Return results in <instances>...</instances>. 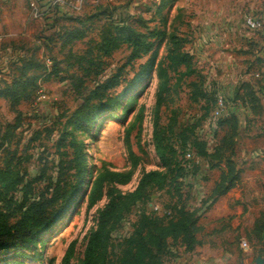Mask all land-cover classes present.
I'll list each match as a JSON object with an SVG mask.
<instances>
[{"label":"rangeland","instance_id":"obj_1","mask_svg":"<svg viewBox=\"0 0 264 264\" xmlns=\"http://www.w3.org/2000/svg\"><path fill=\"white\" fill-rule=\"evenodd\" d=\"M159 3L160 0H118L116 5L107 1L90 3L65 24L72 29L82 30V39L64 44L63 38L49 34L47 37L52 38L53 44L45 48L27 47L38 32L25 34L17 41V46L29 50L33 57L28 53L27 57L22 58L26 63L13 64L8 70L11 75L23 78L37 76V89L14 107L9 104L8 98L0 97V169L11 167L25 180L35 178L43 171L48 177L56 178L61 172L63 176L72 178V160L82 153L84 174L76 202L61 228L44 235L30 250L19 244L7 255L1 252L0 264L5 258L9 261L15 260V257L29 264H62L72 244L70 264H81L88 236L97 226L99 211L109 200V188L115 186L122 192H130L145 171L167 170L160 161L153 139L157 93L163 80L160 75L164 73L169 50L167 39H155V47L150 53L132 61L129 60L131 50L127 45H122L110 55L102 54L97 47L100 31L106 28L108 22L102 12L125 6L131 14L136 13L145 20L151 18L148 25L152 28L158 26L170 29L176 26L178 36L186 39L185 49L191 52L192 15L182 5L185 2L177 1L167 14L166 22L162 20L166 10L161 13L156 11ZM6 10L10 8L6 7ZM23 18L24 21L28 19L26 16ZM195 65L201 69L199 75L181 77L180 80L173 71H169L170 84L176 92L171 93L169 103L161 108L160 125L167 126L176 115L175 132L188 126V134L192 138L206 136L212 148V142L222 133L219 130L214 136H208L211 110L207 109L214 97L195 101L191 96L190 84L194 80H201L202 86L210 92L207 83L210 73L205 64L195 61ZM140 72L144 78L136 82V75ZM110 80L118 81V84L103 93L102 83ZM96 90L104 94L103 101L107 95L111 96L114 105L106 104L109 107L106 112H96L93 119L86 122L84 113L93 109L99 100ZM40 92L43 97L36 104ZM200 119L201 122H198ZM171 138L178 151V159L187 163V168L192 172L194 166L187 160L189 145L183 148L176 136ZM189 164L191 167H188ZM196 164L200 170V163ZM108 172H116L120 176L114 177ZM205 177L202 176L201 184L208 189V179L204 180ZM96 180H101L102 192L97 201L91 202L92 187ZM45 184L44 180L33 181L36 188ZM2 185L6 186L5 183ZM193 186L194 181L188 178L183 181L181 189L165 187L155 191L149 201L137 203L132 208L113 232V237L118 239L128 235L142 208L163 214L171 205L179 202L187 207L200 208L201 231L198 237L202 243L190 253L180 243H171L162 256L165 264H241L242 261L255 264V257L260 252L264 255V241L249 238L248 228L243 230L240 225H231V228L224 226L219 234L213 233L220 225L215 227L207 221L206 210L199 205L205 197L198 200L199 191ZM18 188H10V194L19 197L21 192ZM22 250L32 256L35 254V257L15 255L14 252Z\"/></svg>","mask_w":264,"mask_h":264},{"label":"trees","instance_id":"obj_2","mask_svg":"<svg viewBox=\"0 0 264 264\" xmlns=\"http://www.w3.org/2000/svg\"><path fill=\"white\" fill-rule=\"evenodd\" d=\"M175 3L176 0H160L156 11L161 13L162 10H166V16L162 17L164 22L167 21V14L173 10ZM102 13L106 16L105 21L108 22L105 24L106 28L103 27L100 31L97 47L99 52L104 55H110L122 45H127L131 50L129 60L132 61L150 53L155 47V39H167L169 48L167 64L164 67V73L160 75L163 80L157 93L153 133L156 152L167 170L145 171L136 187L130 192H122L115 186L109 188L107 192L109 200L99 211L97 226L88 236L81 264H165L162 256L171 243H180L189 253L201 245L202 241L198 237L201 231L200 208L187 207L179 202L171 205L163 214L142 208L132 223V229L128 235L115 239L113 232L137 203L149 201L155 191L165 187L181 189L184 180L189 178L192 181L199 173L197 162L187 159L194 166L191 172L187 168V163L178 159V151L170 140L173 136H176L181 147L186 148L189 145L197 160L199 157H205L212 168L218 167L222 163L225 164L226 170L221 173L219 180L210 189L200 207L206 205L209 199L214 202L219 196L235 186L240 177V169L235 161L238 119L235 115L230 114L218 120V131L220 130L222 133L217 135L216 144L211 151L208 150V138L196 136L193 139L188 134V126L175 132L176 115L167 126H161V108L164 104L169 103L168 98L171 93L176 92L175 88L172 90L169 71H173L179 80L181 77H191L199 75L201 72V69L195 65L194 56L185 49L186 39L178 36L176 26H172L170 29L158 26L152 28L148 25L152 21L151 18L145 20L136 13L131 14L125 6H116L110 11L106 9ZM58 36L63 38L61 35ZM83 37L82 30L66 31L65 39L63 38L64 44ZM50 39L53 41L52 38ZM23 60L20 64L26 63ZM142 74L140 72L136 75V82L142 81L144 78ZM114 81L102 83L103 93L118 84V81ZM36 83L37 76L23 78L12 74L10 81L4 80L0 84V97L8 98L9 104L14 107L32 95L37 89ZM190 84L192 86L191 96L195 101L207 99L209 96L214 97L207 109L212 112L217 103L216 87L210 89V93L202 86L201 80H194ZM96 94L99 96L97 104L93 105V109H88L84 113L83 118L86 122L93 119L94 113L106 112L109 109L106 104L114 105L111 96L107 95L106 100L103 101L104 94H100L97 90ZM247 94L253 101H256L250 90ZM203 116L206 117L205 114ZM1 146L2 144H0V148ZM72 162L71 167L74 169L72 178L63 176L61 172L56 178L48 177L47 173L43 171L37 177L25 180L23 175L18 171H13L11 167L0 169V253L7 255L19 244H23L24 249L30 250L44 235H50L56 229L61 228L70 208L76 202L83 181V154L76 155ZM108 175L120 176L116 172H108ZM38 180H44L46 184L41 188H36L33 181ZM100 181L96 180L93 184L91 202L97 201L100 197L102 192ZM4 183L6 186L2 185ZM19 186H21L20 189ZM10 188L12 190L18 188L21 195L15 197L13 193L10 194ZM210 204L207 205V209ZM248 237L264 241V211L256 219ZM23 250L14 253L22 258L35 257V254L32 256ZM72 250L73 244L66 251L62 264H70ZM260 254L263 255L262 252ZM1 261L3 264H29L25 260H18L17 257L15 260L8 261L5 258Z\"/></svg>","mask_w":264,"mask_h":264},{"label":"crops","instance_id":"obj_3","mask_svg":"<svg viewBox=\"0 0 264 264\" xmlns=\"http://www.w3.org/2000/svg\"><path fill=\"white\" fill-rule=\"evenodd\" d=\"M17 1L0 0L2 82L11 79L8 68L20 64L22 58L30 53L17 46V41L23 35L39 32L31 45L27 46L35 48L53 44L47 37L49 34L61 35L65 39L66 31L73 30L65 24L87 5L76 9L69 3L57 5L51 0H19V5ZM181 1L185 2L186 5H182L192 15L191 54L209 70L208 87H216L217 92L226 96L227 109L224 116L235 115L239 126L235 139V161L240 169V177L227 193L214 202L209 199L203 206L207 221L215 227L220 225L213 231L215 234L222 232L224 226L231 228V225H240L243 230L248 228L249 235L256 219L264 211V0ZM117 3L118 0L113 2L115 5ZM6 7L11 11L6 10ZM248 15L260 19L263 27L255 32L249 31L245 26ZM24 16L28 17V22L24 21ZM248 90L256 101L247 94ZM218 128L217 124L213 136ZM215 144L216 141L212 142V148L208 144V150H213ZM198 161L201 166L193 181L194 188L197 187L199 191V200L208 196L209 188H213L226 167L222 163L212 168L205 157H199ZM203 175L206 176L204 180L208 179V189L201 184ZM202 203L199 205L202 206ZM208 204L210 207L207 209Z\"/></svg>","mask_w":264,"mask_h":264},{"label":"built area","instance_id":"obj_4","mask_svg":"<svg viewBox=\"0 0 264 264\" xmlns=\"http://www.w3.org/2000/svg\"><path fill=\"white\" fill-rule=\"evenodd\" d=\"M114 2L115 0H51L52 3L57 5H63V4H71L73 8L81 9L84 5L90 4V3H100V2ZM245 26L246 28L251 31L255 32L263 27V22L256 18L254 15H248L245 18ZM43 97V93L40 92L36 104L39 100H41ZM227 109V98L226 96L221 93L217 92V103L213 111L210 115V121H211V128L208 131V136H213L214 130L217 128L218 120L224 116L225 111ZM188 159H191L194 162H198V160L194 157L193 150L190 149L189 154L187 155ZM188 167H191V164H189Z\"/></svg>","mask_w":264,"mask_h":264},{"label":"water","instance_id":"obj_5","mask_svg":"<svg viewBox=\"0 0 264 264\" xmlns=\"http://www.w3.org/2000/svg\"><path fill=\"white\" fill-rule=\"evenodd\" d=\"M241 264H244V263L241 262ZM255 264H264V257H262L261 255L256 256Z\"/></svg>","mask_w":264,"mask_h":264}]
</instances>
